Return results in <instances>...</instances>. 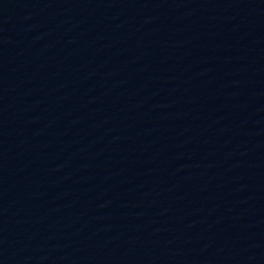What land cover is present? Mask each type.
<instances>
[{"label": "water", "instance_id": "95a60500", "mask_svg": "<svg viewBox=\"0 0 264 264\" xmlns=\"http://www.w3.org/2000/svg\"><path fill=\"white\" fill-rule=\"evenodd\" d=\"M0 264H264V0H0Z\"/></svg>", "mask_w": 264, "mask_h": 264}]
</instances>
